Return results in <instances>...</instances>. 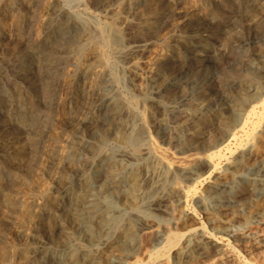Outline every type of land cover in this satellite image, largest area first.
<instances>
[{
  "label": "rangeland",
  "instance_id": "1",
  "mask_svg": "<svg viewBox=\"0 0 264 264\" xmlns=\"http://www.w3.org/2000/svg\"><path fill=\"white\" fill-rule=\"evenodd\" d=\"M57 1L69 15L76 16L89 23L87 24L92 33L93 39H91L92 41H81V45L78 47V35L76 31H72L67 32L64 37L60 39L58 38L60 42L57 39L48 41L46 44L47 47L45 50L48 54H53L52 56L59 57L69 50L68 46L76 44L74 47L75 50L72 51L71 54H68L70 57L64 63V67L61 71L62 81L54 90V92L59 91L60 94L57 102L62 103L59 104V108L51 109L48 104H46V106H40L39 110L42 109L39 112L41 114V119L37 117L38 122L36 124H31L30 120L34 119L33 117L35 116L30 115L29 122L25 120L27 123L25 124L24 122V125H21L19 110L17 109L13 112L9 110L12 105L11 100H5V105H2L1 107L0 140L5 137L10 138L12 134H16L19 130H22L21 134L16 137V143L18 145L24 143L25 136L38 137L37 139L43 137L45 143L35 146L36 149L34 148V151L27 150L23 151L21 154H16L12 149H9L7 152H0V192L3 193V195L0 193V197H2L0 198V231L2 232H0V236H3L4 234L0 239L5 241L4 239L8 237L9 232L13 229L11 227L19 225V220L24 216V212L34 213L37 218H39V214L42 218H53L55 215H63L66 212V209L68 208L67 202L63 203L58 211L52 213L50 211L44 212V204H42L43 202L39 199L32 201L31 198L29 204L27 203V205H24V203H21L18 206L14 204L9 205L8 201L9 198L11 199L13 194L16 193V190L22 189V182H26L29 185L39 182L37 190L41 192L50 191L55 184L52 182V175L50 173L47 174L46 168H48V164L52 166L53 170L61 167V163L59 164V159L63 153L60 145L61 142L70 140L73 134H78L82 136L83 140L88 141L89 144L91 143L90 145H94L93 153L83 154L84 164L88 162L92 163L96 161L95 159L97 157H103L108 154L114 156L126 155L128 156L127 159L129 158V155L132 154L128 161L134 164L136 168L135 173L141 179L139 178L138 186L133 193L124 194L121 192L123 195L119 193V190L123 191L126 188H128L126 190H129L130 186L126 185L117 189H111L103 195L98 194L95 189H93V191H87L84 187L76 191L79 194L78 196H84L87 200H96L102 203L107 202L105 203L107 206V215L112 218L110 221L111 224L109 223V226H105V231L103 232V239L107 238V241L104 246L98 247L91 237L78 234L70 241V247L66 250H59L54 253V256L56 257L55 259H57V256L65 257L68 260L71 258H77L78 261L80 260L79 262L82 263V258L87 256L91 258V262L87 264H92L93 261V263L97 262L96 264H162L161 261H159V258L157 260L153 257L154 253L164 246L166 235L168 233L180 232L182 233V237L178 245L170 250L167 256V264H215L213 261H216L220 256H223L228 252L231 254L233 253L234 256L232 260L233 262L231 261L226 264H242L247 258L253 261L254 257L252 255H246L242 246L240 244L238 245L237 240L240 239V237L255 238L258 236L260 231L259 228L264 229V204L261 202L264 198V174L258 173L255 170L252 171L254 173H248L238 170L233 171L232 169V172L230 168L235 160H240L241 156L239 157V155L243 154L241 153L242 150L255 141L253 138L247 143V146H244L246 143L247 128L244 130V133L243 131H240L238 132V135L236 134L237 137L231 142L232 145H230L231 151L225 152L226 154H224L220 160H215L212 164H209V162L205 160L191 163L189 174L186 176L178 177L179 175H176L177 178L173 174V176H171L170 173L164 169L158 158V151H160L161 148L163 149V153L166 150L170 161L172 159V161H176L174 160L175 158L179 159V157H183L184 155L186 156L200 152L202 144L206 143L204 142L205 138L199 127L190 124L195 118V115L201 111L205 100L189 98L190 91L188 85H186L187 75H184L185 77L181 78V82H178L177 84L173 82L172 85L174 86L164 90L161 94L154 93V87L162 83V80L160 79L156 82H152L149 78L152 69L158 63L168 62L170 66L168 67L169 70L166 71V75L174 74L182 65V33L178 30V23L180 20L169 22L165 27L161 28L157 32L155 39L150 38L153 42L149 39L145 42H139L140 45H145L147 43L150 50L143 57H139L132 52L133 47L138 45L137 41L127 40V33L125 30L126 20L124 19L125 15L122 6L129 0ZM180 1L182 8H178V10L180 12H186V10L190 11L192 9L197 0ZM44 4L45 2L43 3L42 1L40 5L31 12L33 16L31 20L33 34L30 43L32 44L37 42L41 35V31L44 29L41 19L48 14ZM248 4L251 5V7L253 5V8H250ZM149 5V8H152L153 10H156L159 7L154 4L153 1H150ZM200 6L201 11H205L203 9H205L207 3L203 0L200 3ZM240 6V10H238L239 20L242 21L247 18L245 20L247 22H253V24L259 22L261 23L260 25L264 24V0H256L254 3L243 1ZM241 13H244L243 16ZM5 14L6 10L0 11V21ZM233 22L234 21H230L226 25L228 26L227 29L230 35L239 30V24H233ZM111 26L119 31L120 41L117 43L112 41L106 42L107 36L110 32L108 27L111 28ZM208 37L207 34L201 36V38L207 39ZM0 40L3 41V46L9 47V44L4 38H1ZM256 41L258 44L256 43L255 48L253 47V49L257 53H262L260 60H250L251 58L248 57L247 52L252 49L251 46L243 49L245 50L244 52L242 50L241 52L234 53L228 60H226V62L222 63L220 67L214 70L218 81L211 85L208 92L210 99L212 97L222 96V83H224L226 79L231 80L233 83L237 84V86L244 85V88L249 87L251 94L256 96L261 94L259 93L260 90L258 91L257 88H264V69L256 71L249 69V66L250 63H260L264 65V31L256 38ZM224 44L225 41L223 40L219 42L217 47L222 49V47L224 48ZM94 48H98L97 50L100 51L101 55L99 54V51H95ZM218 52L215 51L213 54L215 56H221L219 53H222ZM36 57L37 56H28L23 59V62H31V60ZM100 61L103 63H100ZM77 73L84 74V79L85 77L86 79L84 81L80 80L78 84H75L72 82V77ZM204 74L206 73H199L198 77H201ZM20 80L19 73L13 72L6 81L3 80V82L0 83V91L6 90L11 93L14 92V85L18 84ZM76 86H80V89L81 86H83L82 91L85 93L83 94L84 97L82 99L79 98L80 102L77 106L74 104L76 103V100L72 103L64 104L62 98ZM237 86L225 88V90L223 89L225 95L229 99L224 98L222 102L232 103L235 101V98L238 97L239 92H241ZM50 89L51 88L48 86H44V89L39 88L37 91L30 90L28 92H22L20 96L25 99L36 97L38 98V101L41 102L40 104H42L48 99V96H50V92H52L53 88ZM65 90L66 92H64ZM93 91L98 92L95 93L96 95L108 94L117 99L123 101L126 100L124 102L128 104L131 109L133 107V114L135 113L137 117L134 114L130 123L131 126L134 125V127H132L135 129L136 135L139 133V136H135L136 140L134 142L138 140L135 145L134 142L130 145L121 144L119 133L125 129L122 126H120L118 130H113L111 135L104 132L105 129H103V127L100 128V123L97 124L96 122H93L94 124L92 123L90 125L89 134L80 130L79 127H76L74 123L76 120L74 115L75 111H78V117H82L86 114V106L89 103L90 97H92ZM187 97L190 100H188ZM164 109L167 110V112L169 109H177L181 112L178 117L169 118ZM213 109H215V107ZM144 110L146 111V115ZM66 112H71V115ZM142 113L144 118L146 117L145 120L142 118ZM43 119H45V121H42ZM211 120L213 123H216L218 117H211ZM252 121H255V119L253 118ZM185 124H189L190 126L186 128ZM262 125V123L259 124V127L255 132L257 135L260 133L261 129L264 128ZM139 126H141V128ZM142 128L146 130H143V133ZM97 134L102 135L103 137L105 136L104 143L100 145L97 144ZM55 144L59 145V147ZM51 150H53L55 157L52 158L51 161H45L46 159L42 157L43 154H49L52 152ZM148 151L151 153L149 154ZM155 151L157 154H155ZM262 154L264 155V151ZM134 155L137 160L134 158ZM139 155L140 157H138ZM167 155L164 153L165 159L168 160ZM216 161H218L216 164V170H214L216 173L214 171L211 172L212 165H214ZM261 161L264 162V156ZM86 165L88 164H85V166ZM158 165L160 166L158 167ZM85 166L80 169L81 174L78 177V180L85 179L95 171L93 168L86 169ZM146 166L148 167V171ZM149 166H151L150 169ZM44 167L46 168L44 169ZM152 168L156 171V174ZM228 172H232V175H230L231 177L228 176ZM160 175L162 179L160 178ZM175 178L177 179V184L179 183L185 191V194L187 193L186 195L179 197L171 192V187L176 184ZM256 178L259 179L254 185V192L256 194H254V192V195L252 193H249L250 195L248 193L246 194L245 189L249 184V181ZM159 179L163 182L161 181V183ZM163 179L166 180V183ZM170 183H173V185L171 186ZM92 188L93 187H91V189ZM246 196L248 197L246 198ZM223 210L227 211L233 220L231 223L225 224L224 228H220L219 225L222 224V216L218 215V213H220V211L223 212ZM111 214L113 215L111 216ZM235 219H237V221H235ZM93 223L96 224V220H94ZM20 225L24 224L21 223ZM202 225L205 226V229L202 228ZM144 226L149 227L147 231L142 230V227ZM252 227L254 229H252ZM191 229H195V231H191ZM3 230L5 232H3ZM152 230L159 232V234L154 237L155 239L149 237V231L151 232ZM212 235L217 239V244H213L214 246L207 245L206 247L203 243L209 241V238L207 237H212ZM145 236H147V238ZM237 236H239L238 239ZM201 244V250L195 249L198 247H196V245ZM81 253H83V257H81ZM243 255L245 258H243ZM97 257L100 258L98 259ZM189 259H191V261ZM15 261L17 262V260ZM40 262L41 260L33 263L27 262L26 264H39Z\"/></svg>",
  "mask_w": 264,
  "mask_h": 264
},
{
  "label": "bare ground",
  "instance_id": "2",
  "mask_svg": "<svg viewBox=\"0 0 264 264\" xmlns=\"http://www.w3.org/2000/svg\"><path fill=\"white\" fill-rule=\"evenodd\" d=\"M42 1L43 3L45 2L44 5L48 14L41 19V22H43L44 25L43 26L44 29L41 31V35L38 38L37 42L32 44L30 43L31 36L33 34V27L31 25V20L33 16L31 12H33L34 9L38 7ZM150 1H153L154 4H156L159 7L156 10L149 8ZM202 1L203 0H197L196 4H194L192 9L190 11L186 10V12H180L178 10V8H182V4L180 0H129L128 2H126V4L122 6L123 8L122 10L125 15L124 19L126 20L124 21H125V30L127 33V40L137 41L138 45L133 47L132 52L134 55L139 57H143L147 52L150 51L147 43L145 45L144 44L140 45L139 42H145L148 39L150 40V38L155 39L157 32L161 28L165 27L169 22L180 20V22L178 23L179 24L178 30L180 31V33H182L181 34L182 65L178 68L177 71H175L174 74L172 75L167 74L168 75L167 76L166 71L169 70L168 67L170 66L168 62L158 63L152 69V73H150L149 78L152 80V82H156L160 79L162 80V83L154 87V93L161 94V92H163L164 90L171 88V86H174L172 85L173 82L177 84L178 82H181L182 77H185L184 75H187L186 85H188L190 91L189 98L205 100L204 104L202 105L201 111L197 115H195V118L190 123L192 125L198 126L205 138L204 142L206 143L202 144L200 148V152H197L196 154L192 153L186 156L184 155L183 157H179V159L175 158L174 160L176 161H172L173 159L170 161V158L168 157L169 155H167L166 150L164 151V153L167 155L168 160L165 159L163 149L161 148L162 151L161 150L158 151V158L160 160V163L163 165L164 169H166L171 176L173 175L175 177L176 175L177 176L179 175L178 177L186 176L187 174H189L191 163L198 162L199 160H205L208 161L209 164L210 163L212 164V162H214L215 160H220L221 157H223V155L226 154L225 152L231 151L230 145H232L231 142L235 140V138L237 137L236 134L238 135V132L240 131H243L244 133L245 132L244 130H246L247 128L248 131H246V143L244 146H247V143L253 138L255 139V141L254 143L249 144L246 148H244V150L240 149L242 150L241 153L243 154H240L239 155V157L241 156L240 160H235L232 167H230L231 171L233 169V171L238 170L249 173L255 170L258 173L264 174V162L261 161L262 157L264 156L262 154L264 151V128L261 129L258 135L255 133L259 127V124L262 123L263 124L262 127H264V88L262 87L257 88L258 91L260 90L259 93L261 94L260 95L258 94L256 96L254 94H251V90H249V87L244 88L243 87L244 85L237 86V84L233 83L231 80L226 79L224 83H222L223 84L222 93H221L222 96L212 97L210 99L208 95L211 85L218 81L217 75L215 74L214 70L220 67L222 63L226 62V60H228L234 53H238L239 51L241 52L243 49H246L248 48V46L249 47L251 46L252 49L250 51L247 50L248 57L251 58L250 60L258 61L262 57V53L255 52L253 47L255 48V45L257 43L256 38L261 34V32L264 31L263 29L264 24L260 25L261 23L259 22L253 24V22L245 21L247 18L242 21L239 20L240 18H238V13H239L238 10H240L239 6L241 5V2L245 1V2L254 3L256 2V0H204L205 3H207V6L205 7V9H203L205 11H201L200 3ZM58 3L59 2L57 0H0V11L6 10L5 16L2 17L0 21V39L4 38L9 44V47H5L3 46L4 44H2L3 41L0 40V83L3 82V80L6 81L13 72L15 73L18 72L21 78L18 84L14 85L15 88L14 92L11 93L6 90L0 91V115L2 114L1 107L2 105H5L4 101L11 100L12 105L9 108V110L12 112L17 109L19 110L21 125H24V122L25 124L29 122L28 120L30 119L31 116H35L33 117L34 119L30 120L31 124H36L38 122L37 119L40 118L41 115L39 113L42 110L41 108H40L41 110H39L40 106H44V105L46 106V104H48V106L51 109H57L59 108V104L62 103V102L61 103L57 102L59 100L58 97L60 94L59 91L54 92V90L56 89L57 86H59L60 82L62 81L61 71L64 67V63L70 57L68 56V54H71L72 51L75 50L74 47L76 46V44L68 46L69 48V50L67 51L68 53L65 52L63 53V55H60L61 57H59V56H52L53 54L49 55L48 52L45 50L48 41L57 40L58 38L60 39L64 37L65 34H67V32H72V31H76L78 35V40H77L78 47L81 45V41L86 42V41H92L91 39H93L92 33L89 30V26H88L89 23L85 22L86 20L84 21L81 18L79 19L76 16L69 15ZM249 7L253 8V5L252 7L251 5H249ZM230 21H234L233 24L234 23L239 24L238 25L239 30L235 31L231 35L228 32L227 29L228 26H226L227 23ZM109 27L108 29L110 30V32L107 36L106 42H111V41L116 43L119 42L120 41L119 31L113 26H111V28ZM205 34L209 36L208 39L201 38V36ZM223 40L225 41L224 48L222 47V49H219L217 46L219 42ZM150 41L153 42L152 40ZM94 49L97 52L99 51L97 50L98 48L97 49L94 48ZM217 49L222 54H220ZM215 51H217L221 56H215L213 54L215 53ZM244 51L245 50H243V52ZM28 56L30 57L37 56V57L31 60V62H27V63L23 62V59ZM101 62L102 61H100V63ZM249 69L260 71L264 69V65L260 63H252V64L250 63ZM199 73H206V74H204L201 77L200 76L198 77ZM85 79H84V74L77 73L74 77H72V82L78 84L80 80L84 81ZM44 86H48L49 88L51 89L53 88V89L52 92H50V96H48V99L45 100L42 104H40L41 102H39L38 98L36 97H29L25 99L22 96H20L22 92H28L30 90L37 91L39 88L44 89ZM235 86H237L241 91L239 92V96L235 98V101L232 103L222 102L224 98L226 99L228 98L224 93L225 88H232ZM79 87L80 86H76L75 88L73 87L67 94H65V96L62 98L64 104L72 103L74 100H76V103H74L76 106L79 104L80 102L79 100L82 99L84 97L83 94H85L82 91L83 86H81V89ZM64 92H66V90ZM96 92L93 91L92 97H90L89 103L86 106L85 115H83L82 117H78L77 116L78 111H75L74 115L76 120L74 123L76 127L77 128L79 127L80 130L87 132V134H89L90 125L93 122H96L97 124L100 123L101 125L100 128L103 127V129H105L104 132H107L108 135H111L113 130H118V128L122 126L125 129L119 133L121 144L123 145L133 144V142L136 140L137 135L139 134L138 133L136 135V131L133 128L134 125H132L133 126L132 127L130 123L132 116L135 114V113L133 114L132 111L133 107L131 109L128 106V104L124 102L126 100L123 101L121 99L112 97L108 94L96 95L95 94ZM214 107L215 109H213ZM146 111L144 112L145 115H146ZM165 111L169 118H176L181 112L177 109L176 110L169 109L168 112L167 110ZM68 114L71 115V112ZM142 116H143L142 117L143 120H145L146 117L144 118L143 113ZM211 117H218L217 122L213 123ZM253 118L255 119V121H252ZM25 120H27V122ZM42 121H45V119H43ZM189 126H190L189 124H185L186 128ZM139 127L141 128V126ZM143 130L144 128H142V133ZM203 130H207V131H203ZM21 131L22 130H19L18 133L12 134L10 138L5 137L4 139L0 140L1 153L7 152L9 149H12V151H14L16 154H21L23 151H27V150L34 151L35 146H37L38 144L40 145L41 143L42 144L45 143L43 137H41V139H37L38 137L25 136L23 141L24 143L22 145H18L16 143V139H17L16 137L21 134ZM255 134L257 135L256 138H255L256 136ZM96 138H97L96 142L98 145L104 143L105 141V136L103 137L102 135L97 134ZM137 141L134 142V145L135 143H137ZM90 144L88 141L83 140L82 136L78 134H73L70 140L61 142L60 144L63 151L59 159V164L61 163L60 165L61 167H58L55 170L52 169V166L50 164H48L47 166L48 168L44 167V169L46 168L47 170V174L50 173L52 175L53 177L52 182L55 184V186H53V188L50 191L41 192L37 190L39 186L38 185L39 182H35L32 185H29L26 182H22L21 184L22 189L16 190V193L13 194L11 199L9 198V201L6 199L9 205L14 204L16 206H18L21 203H24V205H27V203L29 204V202H31L30 200L31 198L32 201L39 199L43 202L42 204H44L43 205L44 212H48V211L52 213L56 212L58 211L60 206L66 202L68 203V208L66 207L67 208L66 212L63 215H59V216L55 215L53 218H48V217L42 218L40 214H39V218H37V216H35L34 213L32 214L29 212L28 213L24 212L23 214L24 216H22V218L19 220V225L16 227H11L13 229L12 231L9 232L8 237L4 239L5 241H3V239L2 240L0 239V264H14V263L26 264L27 262L33 263L39 260H41L39 264H87L91 262V258L87 256L82 258L83 259L82 263H80L79 262L80 260L78 261L77 258L76 259L71 258L68 260L65 257L57 256V259H55L56 257L54 256L55 252L59 250H66L68 247H70V241L78 234L91 237L94 240V242H96L95 244L98 247L104 246L105 242L107 241V238L103 239L104 237L103 232L105 231L104 230L105 226H109V223L111 224L110 221L112 219L110 216L107 215L108 214L107 206L105 204L107 202L102 203L96 200H87L86 198H84V196H78L79 194L76 191L84 187L87 189V191H91V190L93 191V189H95L96 192H98V194L103 195L111 189H117L121 186L127 185L130 186L129 190H126L128 188H126L123 191L119 190V193L121 192H123L124 194L133 193L136 190V187L138 186L140 177H138L137 174L135 173L136 168L134 164L128 161V159L132 156V154L130 153L129 154L131 156L129 155L128 159H127L128 156L126 155L114 156L107 153L108 155H105L103 157H97L95 159L96 161L92 163L89 162L85 163L88 164L85 166L83 154L84 153L91 154L94 152V145L92 146ZM56 146L59 147V145ZM51 151L52 152L49 154L46 153L43 154L42 157L46 159L45 161H51V159L55 157L53 150ZM150 153L151 152H149V154ZM155 154H157V152ZM138 157H140V155ZM134 158L136 159L135 155ZM217 162L218 161H216V163L212 165L211 172L216 170ZM83 165L85 166L86 169L93 168L95 169V171L88 176L86 175L87 177L85 176L86 177V178L84 177L85 179L78 180V177L81 174L80 169L84 167ZM151 166H149V169ZM159 166L160 165H158V167ZM147 171H148V167H147ZM154 172L156 174V171ZM232 172H228L229 177H231L230 175H232ZM159 181L161 182L162 180L159 179ZM257 181H259L258 178L251 179L249 181V184L245 189L246 194L247 193L253 194L254 185L256 184ZM175 183H176L175 185H173V183L172 184L170 183L171 186L173 185V187H171L172 188L171 192L175 193L179 197L186 195L187 193L185 194V191L183 190L182 186H180L179 183L177 184V179ZM91 187L93 188L91 189ZM1 194L3 195V193ZM254 194L256 193L254 192ZM247 197L248 196H246V198ZM261 202H263L264 204V198ZM112 215L113 214H111V216ZM218 215L222 216V224L219 225L220 228H224L225 224H229L233 220L230 217V214L227 213V211L224 210L223 212L220 211ZM237 219H235V221H237ZM94 220H96V224L93 223ZM21 223H23L24 225H20ZM148 228L149 227L144 226L142 227V230L147 231ZM202 228L205 229V226L202 225ZM252 229L254 228L252 227ZM4 230L3 232H5ZM259 230H260L259 231L260 234L258 233V236L252 239L248 237H243V238L240 237V239H238L239 236H237L238 239L237 243L238 245L240 244L242 246L246 255H252L254 257V260L251 261L247 258L248 257L247 256L246 257L247 260H244L243 261L244 263L241 262L242 264H264V229L259 228ZM191 231H195V229H191ZM158 234L159 232L156 230L155 231L152 230L151 232L149 231L150 238H154ZM145 237L147 238V236ZM181 237H182V233L180 232L168 233L166 235L164 246L161 249L157 250L154 253L153 257L156 258L157 260L159 258L160 259L159 261H161L162 264H167L168 262L167 256L170 250L173 249L176 245H178ZM207 238H209V241L203 243L206 247L207 245L214 246L213 244L215 243L217 244V239L213 235L212 237L208 236ZM201 246L202 244L196 245L197 248L195 249L201 250ZM82 254L83 253H81V257H83ZM244 255L243 258H245ZM233 256H234L233 253L231 254L228 252L225 253L223 256H220L216 261L213 262H215V264H226L233 260ZM15 260H17V262ZM189 260L191 261V259ZM93 262L92 264L97 263V262L96 263ZM205 264H211V263H205Z\"/></svg>",
  "mask_w": 264,
  "mask_h": 264
}]
</instances>
